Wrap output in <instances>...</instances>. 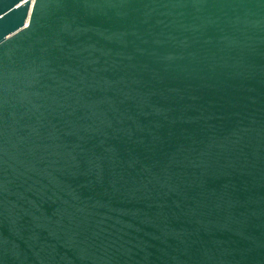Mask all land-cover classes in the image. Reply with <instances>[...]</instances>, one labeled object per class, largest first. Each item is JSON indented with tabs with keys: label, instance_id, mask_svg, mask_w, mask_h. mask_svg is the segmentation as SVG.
<instances>
[{
	"label": "water",
	"instance_id": "95a60500",
	"mask_svg": "<svg viewBox=\"0 0 264 264\" xmlns=\"http://www.w3.org/2000/svg\"><path fill=\"white\" fill-rule=\"evenodd\" d=\"M0 264H264V0H0Z\"/></svg>",
	"mask_w": 264,
	"mask_h": 264
},
{
	"label": "built area",
	"instance_id": "2783aa9c",
	"mask_svg": "<svg viewBox=\"0 0 264 264\" xmlns=\"http://www.w3.org/2000/svg\"><path fill=\"white\" fill-rule=\"evenodd\" d=\"M33 1V0H32Z\"/></svg>",
	"mask_w": 264,
	"mask_h": 264
}]
</instances>
